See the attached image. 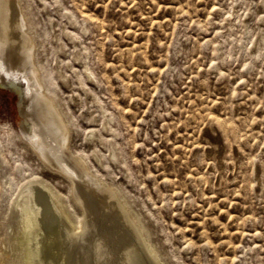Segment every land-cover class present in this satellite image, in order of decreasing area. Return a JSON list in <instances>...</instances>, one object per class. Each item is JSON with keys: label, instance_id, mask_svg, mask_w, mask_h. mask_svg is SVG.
Here are the masks:
<instances>
[{"label": "rangeland", "instance_id": "1", "mask_svg": "<svg viewBox=\"0 0 264 264\" xmlns=\"http://www.w3.org/2000/svg\"><path fill=\"white\" fill-rule=\"evenodd\" d=\"M21 1L68 153L119 191L161 262L264 264V0ZM20 118L0 87V264H23L11 188L41 179L70 201Z\"/></svg>", "mask_w": 264, "mask_h": 264}, {"label": "bare ground", "instance_id": "2", "mask_svg": "<svg viewBox=\"0 0 264 264\" xmlns=\"http://www.w3.org/2000/svg\"><path fill=\"white\" fill-rule=\"evenodd\" d=\"M36 46L22 1L0 0V87L17 96L22 118L17 137L70 185L69 204L41 179L11 188L20 223L11 233V249L21 243L23 264H164L119 191L92 175L83 158L68 153V120Z\"/></svg>", "mask_w": 264, "mask_h": 264}]
</instances>
